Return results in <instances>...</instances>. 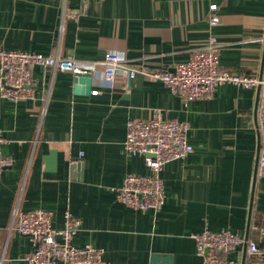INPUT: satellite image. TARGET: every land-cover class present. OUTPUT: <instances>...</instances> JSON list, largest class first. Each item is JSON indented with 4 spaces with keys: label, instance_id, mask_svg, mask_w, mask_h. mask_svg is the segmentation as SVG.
I'll return each instance as SVG.
<instances>
[{
    "label": "crops",
    "instance_id": "crops-1",
    "mask_svg": "<svg viewBox=\"0 0 264 264\" xmlns=\"http://www.w3.org/2000/svg\"><path fill=\"white\" fill-rule=\"evenodd\" d=\"M262 35L264 0H0V49L80 63L117 52L131 65L165 71L215 37L220 70L262 76ZM32 76L33 98L0 97L2 150L14 159L0 173L3 264H29L33 252L17 230V209L52 211L56 230L69 211L81 221L72 244L103 249L107 264H151L155 254L171 264H203L194 235L206 228L248 236L264 249L258 89L225 84L210 97L185 100L143 74L119 73L110 84L98 66L91 94L77 95L72 73L35 65ZM156 109L188 124L194 151L162 170V209L139 211L118 201L115 189L129 175L151 173L124 143L128 122ZM226 258L264 264L246 245Z\"/></svg>",
    "mask_w": 264,
    "mask_h": 264
},
{
    "label": "built area",
    "instance_id": "built-area-1",
    "mask_svg": "<svg viewBox=\"0 0 264 264\" xmlns=\"http://www.w3.org/2000/svg\"><path fill=\"white\" fill-rule=\"evenodd\" d=\"M217 5L211 6V11ZM212 25H218L215 18ZM257 41L264 43V35ZM221 45L211 37L208 45L196 49L188 62L177 64L165 71L148 70L145 67L131 65L123 55L108 52L101 62L80 63L73 59H63L58 54L44 56L38 53L7 51L0 49V97L12 101L33 98L32 67L41 65L54 71L69 72L74 76L95 72L98 66L104 67V78L114 83L119 73L133 78L143 74L161 81L171 91L185 100H199L213 95L215 90L225 84H232L245 89L259 90L258 131L264 145V74L262 76L240 75L222 71L219 67ZM189 126L176 120L164 118L163 111L156 109L148 119H132L127 125L125 150L131 155H142L150 169L149 175H129L120 188L115 189L117 199L131 209L158 212L166 200V192L161 172L173 161L185 159L194 147L188 142ZM5 139L0 133V173L14 165V159L3 153ZM257 179L264 180V149L261 146L257 167ZM54 213L44 209L15 212L17 230L30 238L33 252L25 257L29 264H107L104 250L92 244L77 248L72 244L73 235L78 231L81 221L69 211L65 213V227L53 228ZM258 230L251 223V231ZM264 231V229H260ZM197 253L203 264H240L226 255L240 246L246 245L249 257L264 258V249L251 239L228 229L212 231L208 228L194 235ZM2 239L0 229V264H3Z\"/></svg>",
    "mask_w": 264,
    "mask_h": 264
},
{
    "label": "water",
    "instance_id": "water-1",
    "mask_svg": "<svg viewBox=\"0 0 264 264\" xmlns=\"http://www.w3.org/2000/svg\"><path fill=\"white\" fill-rule=\"evenodd\" d=\"M94 76L91 73H82L75 75V93L77 95H90L93 88ZM55 158V153L51 152L52 160ZM248 236L246 237V239ZM166 262V264H171V257L163 255H153L151 264H160V262Z\"/></svg>",
    "mask_w": 264,
    "mask_h": 264
}]
</instances>
